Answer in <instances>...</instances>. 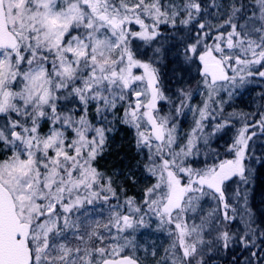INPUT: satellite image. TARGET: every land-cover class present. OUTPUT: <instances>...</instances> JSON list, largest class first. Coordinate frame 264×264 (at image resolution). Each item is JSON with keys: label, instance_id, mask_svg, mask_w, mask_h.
<instances>
[{"label": "snow or ice", "instance_id": "snow-or-ice-1", "mask_svg": "<svg viewBox=\"0 0 264 264\" xmlns=\"http://www.w3.org/2000/svg\"><path fill=\"white\" fill-rule=\"evenodd\" d=\"M256 5L251 16L245 5H233L225 20L230 31H221L224 25H219L217 35L211 37L213 26L199 23L195 42L184 41V60L199 61L208 100L220 82L243 81L241 73L252 75L253 65L264 68V0H256ZM181 11L188 17L181 23L187 24L195 19L194 13H201V4L196 0L182 6L164 5L161 0H0V152L6 154L0 160V264H139L130 255L120 256L125 248L134 247L121 233L134 224L144 225L145 209L159 217L161 225L174 224L178 230L182 256L175 258L174 242L171 264H191L184 258L198 253L196 243H188L186 237L199 236L202 229L190 228L182 214L195 213L205 198L221 205L220 218L229 222L236 219L229 215V210L235 213L229 200L243 201L248 219L240 240L245 247L252 244L257 228L247 205L253 169L245 161L257 158L249 155L248 128L238 131L229 149L233 159L203 169L188 166L193 139L181 147L176 117L160 115L157 108L159 101L168 99L157 61L138 59L130 48L134 38L155 41L161 35L159 26H175ZM241 19L244 23L238 22ZM133 24L141 30L133 31ZM155 54L162 56L163 50L157 48ZM256 74L264 78V71L257 69ZM182 95L190 98L189 92ZM118 106L123 109L120 116ZM90 108L95 122L89 118ZM207 109L205 103L201 120ZM117 120L134 130V148L143 163L137 160L125 173L108 174L97 161L118 130ZM45 122L49 128L42 132ZM201 127L197 121L196 129ZM259 162L264 167V156ZM139 167L157 182L144 190L141 206H135L133 197L125 199L127 212L139 215L137 219L115 209L121 207L118 193L125 191L124 182L135 184L134 171ZM233 177L239 182L226 197V182ZM113 199L117 203L109 205L113 212L101 232L98 221H89V206ZM258 234L264 237V231ZM219 239L227 249L235 237L223 231ZM157 264L168 260L162 258Z\"/></svg>", "mask_w": 264, "mask_h": 264}, {"label": "rangeland", "instance_id": "rangeland-1", "mask_svg": "<svg viewBox=\"0 0 264 264\" xmlns=\"http://www.w3.org/2000/svg\"><path fill=\"white\" fill-rule=\"evenodd\" d=\"M243 0H206V6L201 9V12L204 10L206 12V22L210 23L213 28L212 31H216L217 35V28L219 25H224L225 26V19L220 17L221 12L223 10H226L228 7H231L232 5H235L237 2L241 3ZM189 0H161V3L164 5L168 4H175L177 6H182L186 3H188ZM196 2L199 3L198 0ZM201 14V13H200ZM194 13L195 19L196 20L199 16ZM214 17H217L213 19ZM187 13L184 11L180 12V15L176 18V23L175 25H179L181 21L186 20ZM193 20L189 21L187 24H182L183 26H190L192 27ZM147 23H150V19H146ZM168 26H172L173 24L168 23ZM164 28L165 24H161L159 26L158 31L161 33L158 38H163V33H164ZM133 31H140V26L139 25H132ZM221 30V29H220ZM197 31V29H196ZM197 35L196 33H194ZM155 40V42H158V40ZM143 40H140L138 38H134L131 41L130 48L133 52V54L138 58L141 59L140 55L137 54L140 53V47L142 46ZM145 42V41H144ZM193 41L192 43H194ZM153 42H145V45L149 46L146 47V50L148 51V54L144 58V60H155L157 63L155 66L159 69L160 73V78L162 81V91L165 89L166 82L171 81V82H178L181 81L182 83H185L188 80H192L195 77H201L199 71H198V65L199 61L196 60L194 63L188 62L186 63L184 60V52L183 49L181 48H168L165 47L163 42H161L160 45H152ZM191 44V43H188ZM153 46V48H152ZM161 48L163 50L162 56L156 55L155 54V49ZM153 50V51H152ZM252 75H247L246 73H243L241 75L244 76V78L252 77L254 76L255 79L257 78L256 72H253L251 70ZM255 73V74H254ZM233 75V73L230 71V76ZM201 82V78H200ZM181 86L182 84H178ZM184 85V84H183ZM250 87V86H249ZM238 80L233 83L230 81H227L223 84H218L217 85V91L216 93L213 94V99L208 100V93L207 89L203 85H199L198 87H195L194 90H182V92H189V94L192 95V97L188 98L183 101V105L180 104L179 109L180 111L178 112L179 117L176 120L177 124V133H176V138H177V143L181 146L184 147L187 145L189 139H193L194 143L191 148V155H195L196 153V148H197V137L198 135L205 136L208 138L211 135V130L214 132L212 133L211 137L212 140V147L216 148H222L224 151L226 148H230L231 144V138L228 137V134L225 130V121H218V117H220L221 114H225V109L229 106L231 108L227 110H231L234 107L231 105H236V103L241 102L243 99L246 100V102H241L240 105L245 108H254L253 104L249 102L251 100V97L249 96V93L247 91L249 90H243V86H241V89L239 91L238 89ZM183 89V88H182ZM164 93V91H163ZM165 95V93H164ZM251 95V94H250ZM168 104H170V101L168 99H165ZM162 102L163 100L158 102L157 108L159 109V114L163 115L162 111ZM205 103L208 104V109L205 115V118L201 120L199 112L200 110L204 109ZM244 103V104H243ZM69 107H74L75 105H68ZM236 108V107H235ZM250 109V108H249ZM230 113V112H229ZM123 114V109L118 106L117 108V116H120ZM166 115V114H164ZM89 118L94 120V110L90 108L89 110ZM108 119L112 120L113 117L112 115H108ZM0 120H2V117H0ZM197 121H200L202 127L200 129H196V124ZM95 122V120H94ZM213 123H217L218 125H224L222 128H215L211 127ZM122 125V124H121ZM120 126L119 121H116V128ZM210 127L212 129H210ZM49 128L48 123H43L41 126L42 132H47ZM127 129L130 131L132 134V138H134V130L130 127L127 126ZM193 129H196V132L193 133ZM112 137V136H111ZM111 137L109 138V141L111 140ZM205 138V139H206ZM253 148V147H252ZM109 149V148H107ZM105 150V152L107 151ZM255 150H262V147L254 146ZM179 150V149H177ZM199 150V149H198ZM136 151V150H135ZM104 152V153H105ZM103 153V155H104ZM7 155H10V153H7ZM102 155V156H103ZM6 158V154L4 153L3 156H0V160H3ZM142 158V157H139ZM141 160V159H140ZM189 160V156L187 157V162ZM222 160H225V157H223ZM143 161V158L142 160ZM197 165V164H194ZM192 164H188V166H191L193 168L198 169ZM146 172V171H145ZM148 172H146L147 174ZM145 180L147 178H151V184L148 185L146 183L147 188L151 187L153 184H155L156 177L152 176L149 174L148 176L144 177ZM146 188L142 187V189H138L137 195L134 193L131 195L128 193V197H133L135 198L136 207L141 206L142 201L144 199V190ZM126 190L123 192H119L118 195L121 198L122 196L126 195L125 194ZM135 195V196H134ZM126 198L123 199V201ZM261 197H257L254 201L250 199L249 205L254 202L257 203V206L259 205ZM117 203L116 200H110L108 203H104L103 201H97L93 206H89V221L90 222H96L98 221L101 227L98 229L101 232H104L105 230L103 229V225L108 222V220L111 218L113 209L109 207V205H115ZM120 208L115 209V211L121 212V214H131V215H136V218H139V215L134 214V213H128L127 212V206L126 208H122V205L120 204ZM222 206L218 205V203L214 200L205 198L201 200L200 206L197 209L195 213L192 212H186L183 213V218L188 224V226L191 228L193 225H196L198 228L202 229L200 231V235L197 236L195 233H193L191 236L186 237V241L188 243H196V248H197V255H194L193 257H188L184 258L187 259L191 262V264H197L198 261H203V264H213L217 263V261L214 259L215 255L219 254L217 252L218 250L214 249L216 246L222 247L219 236L223 231H229L231 234H234L233 231L235 228L240 229V226H235V221H225L222 218H220V211ZM145 212L147 213L144 215V225H135L133 228L126 229L123 233H121L122 236H128L129 239L132 240L134 247L130 248H125L123 252L120 253V255L124 253H130L134 257H136L141 264H157L158 261H162V258H165L168 260V264H171V259L173 258V252L170 246L176 242L177 243V248L174 252L175 258L179 259L182 256V248L179 246L178 241H177V232L178 230L175 229L174 224L173 225H161L159 221V217H157L155 214L151 213L147 209H145ZM210 213H214V217L210 216ZM175 213H173V216L175 217ZM204 220L205 223L202 225L201 221ZM240 236H243V233L245 234L244 230L242 229L239 231ZM113 235H116V230L113 229ZM235 240V239H234ZM233 240V241H234ZM233 241L230 242L229 246L232 248ZM121 244L124 243V241L121 239L119 241ZM106 243L112 244L113 242L109 239H106ZM232 244V246H231ZM203 245H209L206 247V250L202 251V246ZM103 246V245H100ZM165 249H169V252L166 253ZM220 250V248H219ZM226 250V249H225ZM152 251H155L156 255L152 256L151 253ZM223 254V253H222ZM212 256V260H209ZM234 258V257H233ZM236 260V259H235ZM235 260L226 261L225 264H237Z\"/></svg>", "mask_w": 264, "mask_h": 264}, {"label": "trees", "instance_id": "trees-1", "mask_svg": "<svg viewBox=\"0 0 264 264\" xmlns=\"http://www.w3.org/2000/svg\"><path fill=\"white\" fill-rule=\"evenodd\" d=\"M198 1L201 4V9H203L206 6V0ZM240 4L246 6L245 11L248 16H251L252 13L257 10L256 0H243L241 3L237 2L235 6L239 7ZM232 6L228 7L226 10H223L221 12L220 17L226 20L232 10ZM215 18L217 17H214L213 19ZM205 22L206 12L203 10L200 16L196 20H193L194 25L192 27L183 26L181 23L175 26H168L167 24H165L163 38H158L157 40L159 41V43L154 41L152 45H160L161 42H163L164 45H166L165 47L183 49L184 41H186L187 43H192L193 41H195L197 35H195L194 33L198 34L201 31L199 29V23ZM238 22L244 23V20L241 19ZM230 30L231 29L228 28L226 24L224 28L221 29V31L225 32ZM205 31H207V29H205ZM209 35L211 37H215L216 31H211ZM181 37L184 38L183 41L179 39ZM205 43L211 44L213 43V40L205 39ZM141 45L142 46L140 47V53H138L139 51H137V54L140 55L142 60H144V58L148 54L146 47L149 46L145 45L144 41ZM257 69H259L260 71H264V68H260L259 65H253L250 71L253 70V72H257ZM228 73L230 76V71ZM200 78V76L195 77L192 80L186 81L185 83H182L181 81H178L176 83L171 81L166 82V86L163 91L165 93V96L168 97V101H170V104H168L166 100H163V115H168L171 113L173 116L176 117L177 120L179 114L175 110L179 108L182 100L184 102L186 100L182 95V90H194L195 87L203 85L202 82H200ZM178 84L182 85L179 86ZM241 86H243V90H249L247 91L249 93V96L251 97V100H249V102L253 104L254 108H251V106L249 107L250 109L242 107L240 103L246 102V100L243 99L241 102L236 103L235 106L231 105L232 107H234L231 110H227L231 108L228 106L225 109V114H221L220 117H218V121H225V130L228 134V137L231 138L230 146H232L234 140L237 138L238 131L242 128L247 127V135L251 136V139L248 141L250 148L249 155L254 156L257 159H246L245 161L246 166L250 169H253V174L250 177L251 184L249 186V197L247 207L250 208V210L254 214V219L256 221L254 227L257 228V234L254 236L252 244H249L247 247H245L243 242L238 240H236V242H232L234 243L233 246L231 244L232 248L229 246L226 250L223 247H219L220 250L217 246L216 248L214 247V249L218 250L217 252H219V254L215 255L214 259L217 261V263L215 262L213 264H225V260L230 262L231 260L235 259L237 264H264V237L258 234L259 231H264V167H262L259 162V158L264 156V127H262V117H264V78L257 75L256 79L254 76H247V78H244L243 81H240L238 79L239 91L241 89ZM191 94L190 97H192ZM216 126L217 123H213L211 125V127L213 128H215ZM211 127L210 129H212ZM212 133L214 132L211 130V135ZM211 135L208 138L200 134L198 135L196 139V154L192 156L189 155V160L188 162L186 161L187 164H197L194 166L198 169H203L206 166L219 163L223 159V157H225V159L234 158V153L229 152V149L231 147L226 148L225 151L222 148H216L214 146L212 147V142L210 143V141L212 140ZM254 146H258L259 148L262 147V150H255ZM108 148L109 149H107L104 155L98 158L97 161V166L108 174H112L116 171H119L120 173H125L129 170V167L132 166L137 160H139L141 164L143 163V161H141L142 158H139L136 154L134 148V138H132V134L127 129L126 125L120 124L118 130L115 131L114 135H112L111 140L109 141ZM3 154V152H0L1 157L3 156ZM134 174L136 179L135 184H132L130 182H124L126 195L122 196L121 198L119 197V204L122 205V208H126V205L124 203L125 200L123 201V199L128 197V193L131 195L133 193L137 195L138 189L140 190L142 189V187L147 188L146 183H148V185L151 184V178H147L146 180L144 178L150 173L146 174L143 167L135 169ZM119 179L121 181H124L123 175H121ZM238 182L239 177H233L232 180L226 182V197L230 195L231 190L237 186ZM257 197H261L259 205L257 206V203L254 204V202L252 203V205H249L250 199L254 201ZM229 203L232 205L233 208H235V213L229 210V215H235L236 219L233 221H236L237 224L242 222L241 228L244 230V232H246V221L248 217L245 215L244 212L245 205L243 201L236 202L230 199ZM208 246L203 245L202 251H205L206 247ZM253 253H255V255H253ZM209 260L213 261L212 256Z\"/></svg>", "mask_w": 264, "mask_h": 264}, {"label": "flooded vegetation", "instance_id": "flooded-vegetation-1", "mask_svg": "<svg viewBox=\"0 0 264 264\" xmlns=\"http://www.w3.org/2000/svg\"><path fill=\"white\" fill-rule=\"evenodd\" d=\"M235 224H236V221H235ZM236 226V225H235ZM233 235H234V237H235V240L233 241V242H236V240H238V241H241L240 240V237H242V236H238L239 234H238V230H237V228H235V230L233 231ZM244 236V235H243Z\"/></svg>", "mask_w": 264, "mask_h": 264}, {"label": "water", "instance_id": "water-1", "mask_svg": "<svg viewBox=\"0 0 264 264\" xmlns=\"http://www.w3.org/2000/svg\"><path fill=\"white\" fill-rule=\"evenodd\" d=\"M220 83H222V82H220ZM133 257V256H132ZM133 258H135V257H133ZM136 259V258H135ZM139 262V261H138ZM139 264H141L140 262H139Z\"/></svg>", "mask_w": 264, "mask_h": 264}]
</instances>
